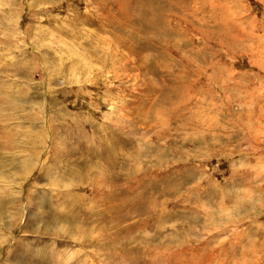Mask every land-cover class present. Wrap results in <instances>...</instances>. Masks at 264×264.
Segmentation results:
<instances>
[{
    "label": "rangeland",
    "instance_id": "rangeland-1",
    "mask_svg": "<svg viewBox=\"0 0 264 264\" xmlns=\"http://www.w3.org/2000/svg\"><path fill=\"white\" fill-rule=\"evenodd\" d=\"M0 264H264V0H0Z\"/></svg>",
    "mask_w": 264,
    "mask_h": 264
},
{
    "label": "bare ground",
    "instance_id": "bare-ground-1",
    "mask_svg": "<svg viewBox=\"0 0 264 264\" xmlns=\"http://www.w3.org/2000/svg\"><path fill=\"white\" fill-rule=\"evenodd\" d=\"M96 21H97V20H96ZM98 21H99V20H98ZM98 21H97V22H98ZM44 136H45V135H44ZM52 136H53V135H52ZM45 137H46V136H45ZM18 221H19V220H18ZM2 245H3V244L1 243V246H2Z\"/></svg>",
    "mask_w": 264,
    "mask_h": 264
}]
</instances>
